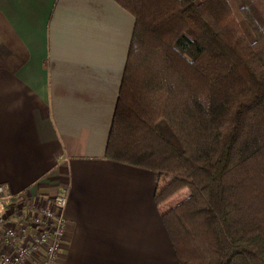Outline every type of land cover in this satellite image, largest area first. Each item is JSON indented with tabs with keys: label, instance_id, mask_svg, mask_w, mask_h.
I'll return each instance as SVG.
<instances>
[{
	"label": "trees",
	"instance_id": "1",
	"mask_svg": "<svg viewBox=\"0 0 264 264\" xmlns=\"http://www.w3.org/2000/svg\"><path fill=\"white\" fill-rule=\"evenodd\" d=\"M134 17L107 158L167 175L179 264H264V0H116Z\"/></svg>",
	"mask_w": 264,
	"mask_h": 264
},
{
	"label": "crops",
	"instance_id": "2",
	"mask_svg": "<svg viewBox=\"0 0 264 264\" xmlns=\"http://www.w3.org/2000/svg\"><path fill=\"white\" fill-rule=\"evenodd\" d=\"M133 27L116 0H0V184L68 192L59 264H179L161 215L188 193L157 205L169 176L105 155Z\"/></svg>",
	"mask_w": 264,
	"mask_h": 264
},
{
	"label": "built area",
	"instance_id": "3",
	"mask_svg": "<svg viewBox=\"0 0 264 264\" xmlns=\"http://www.w3.org/2000/svg\"><path fill=\"white\" fill-rule=\"evenodd\" d=\"M67 195L22 201V193L15 197L0 184V264H59Z\"/></svg>",
	"mask_w": 264,
	"mask_h": 264
},
{
	"label": "rangeland",
	"instance_id": "4",
	"mask_svg": "<svg viewBox=\"0 0 264 264\" xmlns=\"http://www.w3.org/2000/svg\"><path fill=\"white\" fill-rule=\"evenodd\" d=\"M184 193V192H183Z\"/></svg>",
	"mask_w": 264,
	"mask_h": 264
}]
</instances>
